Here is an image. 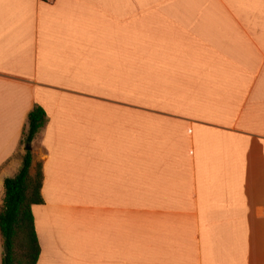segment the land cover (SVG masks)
<instances>
[{
    "label": "crops",
    "instance_id": "0c3cea01",
    "mask_svg": "<svg viewBox=\"0 0 264 264\" xmlns=\"http://www.w3.org/2000/svg\"><path fill=\"white\" fill-rule=\"evenodd\" d=\"M36 105L38 264H264V0H0V206Z\"/></svg>",
    "mask_w": 264,
    "mask_h": 264
},
{
    "label": "trees",
    "instance_id": "16d2710c",
    "mask_svg": "<svg viewBox=\"0 0 264 264\" xmlns=\"http://www.w3.org/2000/svg\"><path fill=\"white\" fill-rule=\"evenodd\" d=\"M47 121L45 109L36 105L29 113L22 144L31 146ZM32 159V151H26L19 171L5 181L4 204L0 206V231L5 248L2 264L39 263L41 245L33 207L44 203V170L43 164L39 163L32 174Z\"/></svg>",
    "mask_w": 264,
    "mask_h": 264
},
{
    "label": "water",
    "instance_id": "95a60500",
    "mask_svg": "<svg viewBox=\"0 0 264 264\" xmlns=\"http://www.w3.org/2000/svg\"><path fill=\"white\" fill-rule=\"evenodd\" d=\"M26 149L27 150H31L32 149V146H28Z\"/></svg>",
    "mask_w": 264,
    "mask_h": 264
},
{
    "label": "rangeland",
    "instance_id": "374dc122",
    "mask_svg": "<svg viewBox=\"0 0 264 264\" xmlns=\"http://www.w3.org/2000/svg\"><path fill=\"white\" fill-rule=\"evenodd\" d=\"M25 147V146H24ZM26 150V149H25Z\"/></svg>",
    "mask_w": 264,
    "mask_h": 264
}]
</instances>
